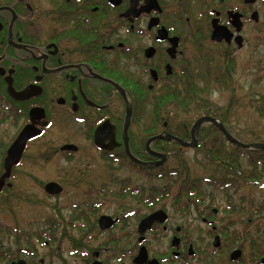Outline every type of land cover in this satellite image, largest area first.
<instances>
[{"label": "flooded vegetation", "instance_id": "1", "mask_svg": "<svg viewBox=\"0 0 264 264\" xmlns=\"http://www.w3.org/2000/svg\"><path fill=\"white\" fill-rule=\"evenodd\" d=\"M258 1L264 5V0H0V119H10L17 127L8 146H0V178L10 146L26 128L37 132L26 141L0 195L12 188L16 170L31 150L45 145L46 158L58 154L65 161L86 154L76 138L112 164L110 174L103 171L98 177L100 188L89 192L116 199L110 212L101 210L112 200L90 209L82 201L72 203L74 209L81 205L78 216L49 219L45 230L22 235L24 247H6V227L0 222V264H264V242L247 226L240 227L244 209L236 210L229 195L221 209L203 198V187L215 185L153 188L136 201L143 211L129 207L127 197L145 189L129 190L127 181L114 191L112 173L118 169L155 176L170 169L167 162L178 159L181 149L197 152L200 130L194 147L167 140L171 136L191 143L193 125L186 130L188 120L172 117L192 112L187 115L194 117L193 124L206 117H196L197 95H208L230 77L228 64L235 61L226 53L233 46L243 49L245 27L258 23V13L251 9ZM194 15L201 16L202 26L182 29ZM213 22L226 28L229 42L212 40ZM188 38L220 50L224 67L208 69L204 79L197 62L201 58L188 54ZM221 123L226 129L225 120ZM54 130L68 134L60 135L66 141L56 147L51 143ZM226 130L242 143L239 135ZM158 155L165 157L162 164ZM82 170L86 167L76 172ZM234 182L219 186V191L228 194L243 187ZM48 183L58 184L62 192L48 195ZM42 187L50 198L65 194L59 180ZM156 213L164 220L142 225ZM246 219L252 223L251 216ZM254 223L263 224L260 219Z\"/></svg>", "mask_w": 264, "mask_h": 264}, {"label": "rangeland", "instance_id": "2", "mask_svg": "<svg viewBox=\"0 0 264 264\" xmlns=\"http://www.w3.org/2000/svg\"><path fill=\"white\" fill-rule=\"evenodd\" d=\"M251 9L258 13L257 25L250 24L245 27L243 49L238 51L233 46L226 53L230 57H233L235 61L229 71L234 93L220 89L214 85L213 90L209 94V100L213 106L211 111H214L218 117H224L223 119L229 130L233 131L237 138H239L237 136L239 135L243 141H249L254 138L264 140V117L259 115L254 107H252V100L257 103L260 97L264 96V5L258 1ZM200 17L199 15H194L193 21L187 24V28H184L186 24L184 23L182 29L190 31L191 29H195L196 26L201 27L203 22L198 20ZM198 42L188 38V44L192 46V52L188 51V54L191 56L194 54L201 58V61L197 59V62L202 67L200 72L205 79L209 77L207 76L208 69L217 70L223 68L225 64L222 63V59H218L221 53L220 50L210 48ZM187 49L189 50L188 47ZM216 53L217 56L215 55ZM215 76L216 71H214L213 78ZM225 81L228 82L229 80L226 78ZM16 129L17 127L15 128L12 120L0 119V146H8L9 140ZM54 131L52 135L53 142L51 143L56 147L65 140H61L60 135L64 138L68 134L66 132L59 134L57 130ZM73 140L75 144L83 146V151L86 150V154H79L65 161L58 154L46 158L48 149L45 150V145L40 147L37 152L31 150L23 159L21 170H16L17 176L16 180L11 182L12 188L6 189L0 195V222L4 223L6 227L4 228L3 235L6 247H24L23 236H26L25 233L45 230L46 223L44 222L49 221V219L57 215H61L65 219L78 216L77 213L81 205L75 209L71 207V204L77 201H82V205L86 204L85 207L90 209L93 204L101 200H112V205L103 208L101 211H113L116 203L114 200L116 199L110 195L106 196L105 193H99L96 190L89 192L90 189L100 188L98 187V177H101L103 171L104 176L105 172L110 174L109 169L112 167V164L109 162L105 163L91 147H86L87 145L89 146L88 142H82L76 138ZM179 157L184 158L190 174H193L195 178L207 177L214 170V167L204 159V156L199 151L181 149ZM239 161L241 165L246 166L244 159H240ZM178 163L174 158H170L166 164V168L170 169L166 172L176 168ZM1 166L2 157L0 155V174ZM84 167H86V170H82V173L76 172ZM113 170L114 172L112 173H115L114 179L117 184L113 188L114 191L118 190L119 192V189L127 181L129 183V190L137 187L145 189V192L140 191V195L138 194L137 197H127L129 207H138L143 211H146V209L137 204V199H143L147 191L153 188L162 189L165 185H174L173 183L166 182V179L141 177L140 175H131L125 171L120 172L118 169ZM69 173H71L72 181L70 180ZM51 180H59L64 186L65 194L60 199L59 197L57 199L47 197L43 191L42 185ZM203 194L204 199L212 200L220 209L226 205V195H229L236 210H238V207L244 209V213L241 214L240 218L245 223L243 222L240 227L247 226L254 234L253 236H259L261 241L264 242V189L243 186L238 190H230L227 194V192L219 191V187L204 186ZM167 199H172V196ZM254 212L257 214L252 215ZM232 215L233 217L238 216L237 213ZM249 216L252 217L251 224L246 223V218ZM255 219H260L263 224H255ZM31 222L35 223L31 224ZM14 228H18V233L12 231ZM2 231L0 228V232Z\"/></svg>", "mask_w": 264, "mask_h": 264}, {"label": "trees", "instance_id": "3", "mask_svg": "<svg viewBox=\"0 0 264 264\" xmlns=\"http://www.w3.org/2000/svg\"><path fill=\"white\" fill-rule=\"evenodd\" d=\"M232 67L233 64L230 63L228 66V70L230 71ZM228 80V82L222 80L223 83L221 81L220 89H224L231 93H234V90L232 88L233 82L230 77L228 78ZM198 94L199 95H197V104L199 109L196 111V117L206 116L219 119L221 122H224V117H218L216 116L214 111H211V109H207L208 106H212L209 100L210 93L208 95H201L200 93ZM252 102V107H254V109L259 115L264 117V96H261L257 103H255V101L253 100ZM202 105L206 108L203 109L201 107ZM189 113L192 112H187L186 114L185 112L180 113L181 115L179 116H174L176 113H173V115L171 116H174L172 118L175 119L188 120L190 125L186 127V130H189L190 127L193 125V121L195 120H193L194 117L192 115H187ZM168 114L169 112H167V119L170 116ZM226 129L229 130L228 127H226ZM240 140L243 144L264 143V140H259L255 138L249 141H243L242 138H240ZM196 151L201 152V154L204 156V159L207 160L211 164V166L214 167V170H212L211 175L203 178H195L193 174H190V171L185 163L184 158L178 156V159L176 160L179 163L176 168L169 172H163L162 174L150 177H156V179H166V182L173 183L174 185H189L192 183H196L198 185L212 184L216 187L231 184L234 182L235 179L234 183H241L240 186H249L251 188L254 187L264 189L263 150H251L228 144L226 142L225 137L221 134L218 128H216L214 125L206 124L201 127L199 131L198 147ZM240 159H244L246 161L245 167L241 165L239 161ZM173 192L176 193L177 189L175 188ZM176 199L179 198L176 197Z\"/></svg>", "mask_w": 264, "mask_h": 264}, {"label": "water", "instance_id": "4", "mask_svg": "<svg viewBox=\"0 0 264 264\" xmlns=\"http://www.w3.org/2000/svg\"><path fill=\"white\" fill-rule=\"evenodd\" d=\"M247 3H252L255 0H245ZM227 30L224 27L221 26H217L215 22H213V32H212V40L215 41H222L225 40L226 42H229L231 39V35L227 34ZM238 43H239V47L241 46V39H238ZM25 94V92H24ZM23 93L21 95L18 94L19 97H23L22 96ZM15 96V95H13ZM205 124H212L215 127H217L219 129V131L221 132V134L225 137V139L229 142L232 143L236 146H239L240 148H246V149H251V150H263L264 151V143H255V144H242L240 143L237 139L233 138L228 132L227 130L224 128V126L221 124V122L217 119L214 118H210V117H202L199 118L192 126V130H191V143H186L183 140H180L178 138H174V137H167V140H172L180 145H182L183 147H194L196 146V139L198 136V131L201 129L202 126H204ZM35 133H37L36 131L33 132L31 131L30 128H26L22 134L15 140V142L10 146L8 152H7V157L5 158V174L0 178V190L4 185V180H6L9 175H10V170L11 167L15 164H17L21 158L24 146L26 141L32 137L33 135H35ZM160 138V137H159ZM72 146H66L64 149H71ZM126 151L127 154H129L127 146H126ZM159 156V155H158ZM159 157H161V163L162 164L164 162L165 157L160 155ZM159 164V163H158ZM44 191L48 194V195H58L62 192L61 187L56 184V183H48L45 186ZM160 213V212H159ZM156 213L153 216H151L150 218L146 219V221H144L142 223V225H147L149 220H152V222L155 219H158L160 221L164 220V216L162 214Z\"/></svg>", "mask_w": 264, "mask_h": 264}]
</instances>
